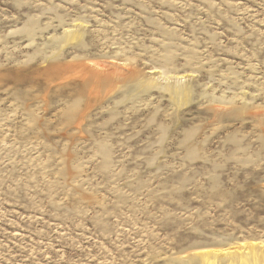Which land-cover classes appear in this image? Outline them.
<instances>
[{
	"label": "rangeland",
	"instance_id": "rangeland-1",
	"mask_svg": "<svg viewBox=\"0 0 264 264\" xmlns=\"http://www.w3.org/2000/svg\"><path fill=\"white\" fill-rule=\"evenodd\" d=\"M243 261L264 0H0V264Z\"/></svg>",
	"mask_w": 264,
	"mask_h": 264
},
{
	"label": "bare ground",
	"instance_id": "bare-ground-1",
	"mask_svg": "<svg viewBox=\"0 0 264 264\" xmlns=\"http://www.w3.org/2000/svg\"><path fill=\"white\" fill-rule=\"evenodd\" d=\"M257 259H258V257H257V255H255V257H254V261L257 260ZM243 263H245V264H249L247 261H243Z\"/></svg>",
	"mask_w": 264,
	"mask_h": 264
}]
</instances>
